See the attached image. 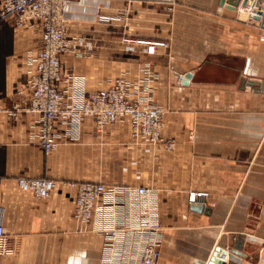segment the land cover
Returning <instances> with one entry per match:
<instances>
[{
  "label": "crops",
  "instance_id": "obj_1",
  "mask_svg": "<svg viewBox=\"0 0 264 264\" xmlns=\"http://www.w3.org/2000/svg\"><path fill=\"white\" fill-rule=\"evenodd\" d=\"M242 1L232 8L228 0H100L102 14L120 17L112 21L96 18L95 0L65 6L77 41L61 56L64 68L88 89L118 76L137 95L148 84L150 100L167 110L165 135L175 147L135 140L122 123L99 133L87 118L76 137L45 152L28 117L8 121L0 112V218L9 249L0 264H99L103 236L77 229L73 181L155 187L158 264H264V0L243 10ZM11 29L0 110L17 98L24 57L38 42L32 22ZM188 72L187 84L176 83ZM18 176L57 184L38 198L18 189ZM189 189L208 197L188 204ZM237 240L241 256L230 253Z\"/></svg>",
  "mask_w": 264,
  "mask_h": 264
},
{
  "label": "built area",
  "instance_id": "obj_2",
  "mask_svg": "<svg viewBox=\"0 0 264 264\" xmlns=\"http://www.w3.org/2000/svg\"><path fill=\"white\" fill-rule=\"evenodd\" d=\"M72 1L0 0V25L6 23L21 32L32 22L38 30L35 48L24 57L25 81L14 90L17 98L0 112L8 121L28 117L35 138L45 152L52 151L62 139L76 137L87 118L99 133L122 123L133 139L173 150L174 140L165 135L167 110L150 100L148 84L139 89L142 95L135 94L132 83L124 76L115 77L102 87L88 89L81 77L64 68L61 56L72 51L77 41L63 20L64 8ZM95 1L93 9L98 20L120 19L102 14L100 0ZM147 1L171 5L175 0ZM257 10L260 12L254 14L263 15L262 9ZM184 76L176 74V83L180 84ZM56 184L54 179L45 177L16 178L20 191L38 198L48 197ZM69 185L74 189L72 217L77 229L103 236L99 264H158L163 228L155 187L102 181H73ZM207 197L204 190L186 192L188 204H203ZM8 251L0 218V255Z\"/></svg>",
  "mask_w": 264,
  "mask_h": 264
},
{
  "label": "trees",
  "instance_id": "obj_3",
  "mask_svg": "<svg viewBox=\"0 0 264 264\" xmlns=\"http://www.w3.org/2000/svg\"><path fill=\"white\" fill-rule=\"evenodd\" d=\"M13 32L11 27L2 23L0 25V92L3 90V77L5 75L4 68L7 56L12 53ZM1 97V93H0Z\"/></svg>",
  "mask_w": 264,
  "mask_h": 264
},
{
  "label": "water",
  "instance_id": "obj_4",
  "mask_svg": "<svg viewBox=\"0 0 264 264\" xmlns=\"http://www.w3.org/2000/svg\"><path fill=\"white\" fill-rule=\"evenodd\" d=\"M248 1L249 0H243L241 2V4L239 5L240 6V9H245L247 4H248ZM228 4L232 7V8H235L238 4H239V0H228ZM251 6L254 7L256 6V3L254 0H252V3H251ZM260 12V11H258ZM255 18H259V15H254ZM191 78V73H186L185 76H184V80L182 81L183 84H187L188 83V80ZM240 244H241V241L237 240L235 245L231 248L230 250V253L232 254H235V255H239L241 256V253L239 252V247H240ZM225 254V253H224ZM219 262V261H218ZM220 263V262H219Z\"/></svg>",
  "mask_w": 264,
  "mask_h": 264
}]
</instances>
